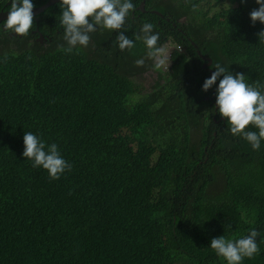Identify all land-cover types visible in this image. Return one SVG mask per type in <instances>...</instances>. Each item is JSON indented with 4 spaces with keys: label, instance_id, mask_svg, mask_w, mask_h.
I'll list each match as a JSON object with an SVG mask.
<instances>
[{
    "label": "trees",
    "instance_id": "1",
    "mask_svg": "<svg viewBox=\"0 0 264 264\" xmlns=\"http://www.w3.org/2000/svg\"><path fill=\"white\" fill-rule=\"evenodd\" d=\"M141 1L121 29L134 42L123 51L118 32L99 28L87 47L58 50L67 47L59 4L34 17L28 35L0 28V264H226L211 239L253 229L260 252L241 264H264V141L253 150L230 133L213 99L219 80L202 90L211 74L201 55L214 71L220 64L264 85V24L249 15L259 5L146 0L143 13ZM144 23L159 34L157 47L175 44L167 71L136 38ZM25 132L57 144L75 174L54 183L32 167ZM60 192L78 198L75 216L93 233L62 228V205L51 204Z\"/></svg>",
    "mask_w": 264,
    "mask_h": 264
},
{
    "label": "clouds",
    "instance_id": "2",
    "mask_svg": "<svg viewBox=\"0 0 264 264\" xmlns=\"http://www.w3.org/2000/svg\"><path fill=\"white\" fill-rule=\"evenodd\" d=\"M244 2L245 0H241V3ZM255 2L259 7L250 12L251 22L253 25L257 21L264 24V0H255ZM3 3L6 4V8L10 9L0 12L8 13L6 21L0 24L2 25L0 28L11 33L12 37L13 34L20 37L28 35L34 25L32 0H9L7 2L3 0V2L0 1V8ZM142 3H144V11L141 9ZM59 7L61 8L60 25L64 30L63 39L67 47L60 46L58 50L72 53L77 46L87 47L90 42L89 34L97 31L98 28L118 32L115 43L121 51L134 47L133 40L121 31L126 18L135 9L132 0H60ZM145 7L146 0H142L138 10L144 13L146 12ZM154 12H157L155 14L161 18L165 17L158 11ZM132 19H134V12ZM153 28V24L144 23L140 30L142 35H137L136 38L143 40L147 48V58L156 61L155 68L162 67L164 71H167L169 65L167 60L176 47L172 41L165 43L162 48L157 47L159 34L154 33ZM257 35L259 42L264 43V30ZM169 44H173V47H169L171 50L165 55ZM135 63L138 67L143 66L144 59L137 60ZM214 68L215 71L210 78L205 79L202 90L207 92L219 80L215 100L219 115L226 118L232 135L242 136L253 150H259L261 141H264V91H262L264 85L248 84L244 74L233 75L220 64H216ZM220 77L223 78L220 79ZM249 125L258 129V132L246 130ZM23 144L22 156L32 161V167L45 169L49 179L54 183L65 181L75 174L76 168L62 157L57 144L52 143L46 148V144L32 132L24 133ZM65 171L70 172L65 173ZM52 197L55 198L51 204L62 205L59 210H62L61 214H66V226H62L64 230L72 229L69 226L78 224L81 231L93 233L91 229H84L75 216V213L82 209L77 197L61 192L59 195L53 194ZM258 235L259 233L254 229L248 235L238 239H227L223 235L212 238L210 247L218 257L226 261V264H241L244 258L251 259L259 254Z\"/></svg>",
    "mask_w": 264,
    "mask_h": 264
},
{
    "label": "water",
    "instance_id": "3",
    "mask_svg": "<svg viewBox=\"0 0 264 264\" xmlns=\"http://www.w3.org/2000/svg\"><path fill=\"white\" fill-rule=\"evenodd\" d=\"M60 4V0H50L45 6L41 7V8H33V13H34V17H37L41 14H43L46 10H48L49 8ZM144 3H142V11H144ZM157 13V12H154ZM8 16V13H0V24L3 23L4 21H6ZM14 36H17V34H13ZM41 42H43V39L40 40ZM201 53V52H200ZM203 59L206 61L204 64V68L205 70H209L210 74H212L214 72L212 66L214 64V59L210 56L204 55L202 54ZM211 76V75H210ZM218 85V84H217ZM218 87V86H217ZM216 97V91H215V95L213 97V99Z\"/></svg>",
    "mask_w": 264,
    "mask_h": 264
},
{
    "label": "rangeland",
    "instance_id": "4",
    "mask_svg": "<svg viewBox=\"0 0 264 264\" xmlns=\"http://www.w3.org/2000/svg\"><path fill=\"white\" fill-rule=\"evenodd\" d=\"M231 2L235 3V0H231ZM199 7V6H197ZM214 13V10H212L210 12V15H212ZM11 36V35H10ZM169 47H173V44H169L168 48L165 50V55H167L170 52V48ZM164 71V70H163ZM157 79V74L154 72H151L147 75L144 83V89L148 92L152 91V85L155 83Z\"/></svg>",
    "mask_w": 264,
    "mask_h": 264
},
{
    "label": "flooded vegetation",
    "instance_id": "5",
    "mask_svg": "<svg viewBox=\"0 0 264 264\" xmlns=\"http://www.w3.org/2000/svg\"><path fill=\"white\" fill-rule=\"evenodd\" d=\"M39 16H40V15H39ZM0 26H2V25H0ZM42 36H44V35H42ZM42 36H41V37H40L38 40H41V39H43V37H42Z\"/></svg>",
    "mask_w": 264,
    "mask_h": 264
}]
</instances>
